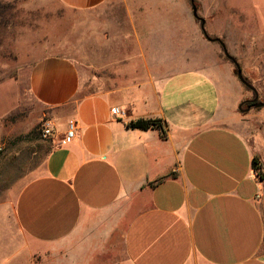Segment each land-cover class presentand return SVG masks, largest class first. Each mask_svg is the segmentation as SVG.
I'll use <instances>...</instances> for the list:
<instances>
[{"label": "crops", "instance_id": "1", "mask_svg": "<svg viewBox=\"0 0 264 264\" xmlns=\"http://www.w3.org/2000/svg\"><path fill=\"white\" fill-rule=\"evenodd\" d=\"M59 1L91 15V48L81 64L46 56L30 68L52 148L42 172L0 206V264H264V127L254 128L255 107L241 111L252 99L235 67L221 68V45L198 21L206 62L189 68L186 46L170 67L148 44L151 31L138 35L139 0ZM195 2L208 37L247 81L258 75L248 83L264 103V0ZM177 22L186 45V16ZM138 119L161 120L165 138L127 127Z\"/></svg>", "mask_w": 264, "mask_h": 264}, {"label": "rangeland", "instance_id": "2", "mask_svg": "<svg viewBox=\"0 0 264 264\" xmlns=\"http://www.w3.org/2000/svg\"><path fill=\"white\" fill-rule=\"evenodd\" d=\"M159 2L139 0L145 13H140V39L151 31L148 44L157 53L162 51L168 55L170 67L175 59H182L180 53L183 54V47L187 46V66L198 67L205 60L198 58L199 22L191 15L190 0ZM148 3L155 5L148 7ZM185 16L187 22L186 25L182 23V30H186V45L181 43L184 36L181 24L177 22ZM91 19L89 13L67 8L59 0H0V206L12 204L26 182L42 172L46 156L52 148L51 138L45 139L41 134L43 122L51 119L49 111L29 92L30 68L46 56H63L81 64L85 49L91 48ZM189 19H193L194 26H189ZM168 22L172 23L171 26ZM94 25L98 26L97 23ZM163 27L166 37L155 31ZM206 30L204 27L207 33ZM218 55L222 61L219 63L225 64L221 68L230 67L231 70L235 67L223 52ZM241 74L247 76L243 71ZM253 74L248 79L251 85L258 77ZM234 81L242 87L247 99H253V93L237 75H234ZM261 100L258 96L257 101ZM246 109L247 106L243 105L241 111L244 113ZM248 114H254V128L264 127L260 123L264 116L262 108H251Z\"/></svg>", "mask_w": 264, "mask_h": 264}, {"label": "water", "instance_id": "3", "mask_svg": "<svg viewBox=\"0 0 264 264\" xmlns=\"http://www.w3.org/2000/svg\"><path fill=\"white\" fill-rule=\"evenodd\" d=\"M190 2H191L192 16L196 20H198L200 22V30H201L203 36L205 37L206 40L216 41V42H218L221 45L225 57L227 59H229L234 64L235 69H236V75H237L238 79L240 80V82L245 87H247L249 90H251L253 92L254 97H253V99L251 101L254 102V103H253L252 107L262 108L263 109V113H264V103L263 102H257V100H258L257 93H256L255 89L248 83V81L242 76L241 70H240V67H239L238 63L227 53L226 48L224 47V45L222 44L221 41H219L218 39H211L210 37H208V35L204 31V20L202 18L198 17L197 8H196V5L194 3V0H190ZM249 108L250 107H247L246 110H248Z\"/></svg>", "mask_w": 264, "mask_h": 264}, {"label": "trees", "instance_id": "4", "mask_svg": "<svg viewBox=\"0 0 264 264\" xmlns=\"http://www.w3.org/2000/svg\"><path fill=\"white\" fill-rule=\"evenodd\" d=\"M235 74H236V69H235ZM127 127L131 129H139V130H144V131L148 129H157L161 132V137L165 138L162 122L159 119H138V120L129 122L127 124ZM251 165H252V169L256 177L258 179H262L263 175L261 173L260 163L256 157L252 159Z\"/></svg>", "mask_w": 264, "mask_h": 264}, {"label": "built area", "instance_id": "5", "mask_svg": "<svg viewBox=\"0 0 264 264\" xmlns=\"http://www.w3.org/2000/svg\"><path fill=\"white\" fill-rule=\"evenodd\" d=\"M112 112L115 115L118 116H123V111L120 110L119 108L115 107L112 109ZM54 132V125L51 122V120H45L42 124V129H41V134L42 137L45 139H49L52 137ZM75 132H76V123L73 121H70L67 125L65 134H64V141L69 142L75 137Z\"/></svg>", "mask_w": 264, "mask_h": 264}, {"label": "flooded vegetation", "instance_id": "6", "mask_svg": "<svg viewBox=\"0 0 264 264\" xmlns=\"http://www.w3.org/2000/svg\"><path fill=\"white\" fill-rule=\"evenodd\" d=\"M253 103L254 102H252L251 100H247V101H245L242 105H245V106H247V107H251L252 105H253ZM241 109V108H240Z\"/></svg>", "mask_w": 264, "mask_h": 264}]
</instances>
